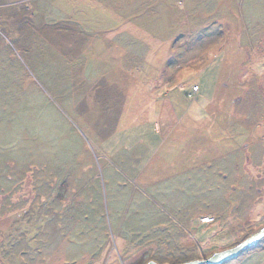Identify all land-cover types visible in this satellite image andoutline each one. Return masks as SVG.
Returning <instances> with one entry per match:
<instances>
[{"label":"rangeland","instance_id":"obj_1","mask_svg":"<svg viewBox=\"0 0 264 264\" xmlns=\"http://www.w3.org/2000/svg\"><path fill=\"white\" fill-rule=\"evenodd\" d=\"M263 225L264 0H0V264H181Z\"/></svg>","mask_w":264,"mask_h":264},{"label":"water","instance_id":"obj_2","mask_svg":"<svg viewBox=\"0 0 264 264\" xmlns=\"http://www.w3.org/2000/svg\"><path fill=\"white\" fill-rule=\"evenodd\" d=\"M264 238V227L254 234L253 236L245 239L240 244L220 251L213 254L211 257L204 259V260H194L186 263L181 264H224L226 262H229L233 259H236L243 253L245 250L255 246L259 241H261ZM147 264H158L155 261H150Z\"/></svg>","mask_w":264,"mask_h":264},{"label":"crops","instance_id":"obj_3","mask_svg":"<svg viewBox=\"0 0 264 264\" xmlns=\"http://www.w3.org/2000/svg\"><path fill=\"white\" fill-rule=\"evenodd\" d=\"M196 86V85H195ZM150 138V139H149ZM149 138H147L146 139V137H145V139H140L139 140V144L138 145H141L142 147H143V149L146 151V155H144V161L142 162L143 164L142 165H146V164H150L153 160H155V159H157V161L159 160V161H162V159H160V158H158V155H159V151H160V149H158V147H156V145H153L152 144V141H151V137L149 136ZM157 144V143H156ZM153 168V167H152ZM208 215H206V216H203V217H207ZM212 218L214 217V216H211ZM215 218V217H214ZM263 227H264V225H263ZM262 228V226L261 227H259L258 228V230L259 229H261ZM250 232V231H249ZM252 233H256V232H252ZM242 241H244V239L242 240ZM239 244V243H238ZM234 246H236L235 244L234 245H229V246H227V247H224V248H219L218 250L220 251V250H225V249H229V248H232V247H234ZM260 250V252L258 253V254H261V253H263L264 252V238L261 240V241H259L255 246H253V247H251V248H249V249H247V250H245L243 253H246V252H248V253H250V255H252L253 253H255L256 251L258 252ZM219 251H214L212 254H214V253H216V252H219ZM243 253H241V255L239 256V257H237L236 259H233V260H242V254ZM233 260H231V261H233ZM262 261L264 262V258L262 259ZM230 262V261H229ZM228 262V263H229ZM227 263V262H226ZM226 263H224V264H226ZM243 263V262H242Z\"/></svg>","mask_w":264,"mask_h":264},{"label":"built area","instance_id":"obj_4","mask_svg":"<svg viewBox=\"0 0 264 264\" xmlns=\"http://www.w3.org/2000/svg\"><path fill=\"white\" fill-rule=\"evenodd\" d=\"M195 90L197 91L198 88L196 87ZM202 222H204V223H211V222H213V218L204 217V218H202Z\"/></svg>","mask_w":264,"mask_h":264},{"label":"trees","instance_id":"obj_5","mask_svg":"<svg viewBox=\"0 0 264 264\" xmlns=\"http://www.w3.org/2000/svg\"><path fill=\"white\" fill-rule=\"evenodd\" d=\"M196 87H197V88H198V90H199V87H198V86H195V88H196ZM195 88H194V89H195Z\"/></svg>","mask_w":264,"mask_h":264}]
</instances>
